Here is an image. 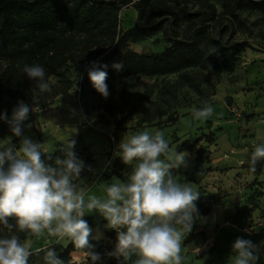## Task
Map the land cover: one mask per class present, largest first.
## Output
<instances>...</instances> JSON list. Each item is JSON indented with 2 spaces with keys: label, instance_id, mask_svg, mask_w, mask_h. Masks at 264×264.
Wrapping results in <instances>:
<instances>
[{
  "label": "rangeland",
  "instance_id": "374dc122",
  "mask_svg": "<svg viewBox=\"0 0 264 264\" xmlns=\"http://www.w3.org/2000/svg\"><path fill=\"white\" fill-rule=\"evenodd\" d=\"M140 1L132 0V4H141L145 9L142 21L154 18L161 28L173 29L167 20L155 16L150 10L154 2L161 0ZM207 3L213 5L217 13H221L222 0H207ZM132 4L120 13L123 31L137 21V12ZM189 6L192 12L199 8L193 2ZM223 23L226 30L220 38L230 44L246 46V49L233 72L210 74L198 70L189 71L200 83L201 95H196L180 84L178 76L174 75L158 79L128 77L124 84L106 81L110 95L104 98L93 86L85 93L80 92V77L85 69L79 65L74 66L67 74L72 87L62 95L53 97V88L58 87L59 83L58 79L51 78L49 83L52 91L37 96L38 105L34 103L33 96L19 100L30 107L28 119L21 125L22 134L20 137L0 136V147L10 143L19 150L21 140L27 137L33 142L44 144L47 152H42V155L47 157L58 148L64 149L67 141L74 140L72 150L85 164L77 184L89 189L85 193V200L92 195L103 199L106 198V184L128 181L126 174L123 180L105 178L113 160L121 158L118 145L123 137L142 131L150 134L163 131L174 152H177L181 143L188 144V149L182 151L188 154L185 165L181 166L180 173L175 177L181 183L192 184L200 193L196 203L200 202L209 209L215 205L211 219L201 217L194 224L196 231H205V245L213 246L199 253L182 244V264H231V258L235 256L232 244L237 237L252 241L259 250L256 264H264V169L259 176L260 184L253 185L249 181L251 172L245 168L249 166L255 146L264 143V15L240 11L230 22ZM213 29L217 33L222 30L219 25ZM169 45L162 34L157 33L143 41L127 44L125 50L157 53ZM122 53L119 51L107 64L112 66L121 63ZM100 62H104V59ZM2 67L3 62L0 60V71ZM228 94L242 111L237 110L239 116L234 117L236 110L230 113L235 104H227ZM106 101L114 108L113 118L105 110ZM204 102L211 103L213 115L206 120H195L192 109L202 108ZM36 106L37 110L31 111ZM177 108L181 117L171 125L167 119L177 114ZM161 114L164 116L161 117ZM152 117L157 118L151 124L147 123V119ZM88 149L94 154L92 161L86 156ZM198 150L202 151L200 166L195 164ZM213 168L216 170L207 176V172ZM83 219L93 229L92 236L100 234V238L94 240L104 242V248L99 254L101 259L95 264H111L115 256L108 253L114 251L117 236L108 238L106 233L116 230L107 227L106 219L96 211L86 213ZM29 239L33 255L29 257L28 264H45V253L37 254L38 249L49 247L56 252L59 245H66L70 241L65 238L57 243V238L47 233ZM77 253L72 254V261L85 264L84 253ZM87 264H93L90 258H87ZM123 264L133 263L123 260Z\"/></svg>",
  "mask_w": 264,
  "mask_h": 264
},
{
  "label": "clouds",
  "instance_id": "9594fccd",
  "mask_svg": "<svg viewBox=\"0 0 264 264\" xmlns=\"http://www.w3.org/2000/svg\"><path fill=\"white\" fill-rule=\"evenodd\" d=\"M107 67L92 61L85 69L92 86L104 98L110 93L107 72L101 69ZM112 67L120 71L124 65L115 63ZM22 72L35 81L32 92L38 105L36 97L52 91L46 71L39 64H25ZM36 110L37 106L31 109ZM29 112V105L23 101L13 108L7 122L15 136H21V125ZM213 112L211 103L204 102L202 108L192 109V116L195 120H206ZM0 120H7L6 113H0ZM74 145V140L66 142L64 158L57 157L55 166L41 158L42 152H47L44 144L27 137L21 140L19 150L10 143L0 147V225L3 226L0 231L7 229V234L0 238V264H28L33 255L31 240L26 238L22 242L14 228L34 237L47 233L56 237L57 243L67 238L75 249L83 250L85 264L87 258L95 264L101 257L92 250L90 239H99L100 234L92 236L93 229L83 219L93 211L106 219L107 227L117 230V244L108 255L122 257L125 262L135 256L133 264H182V243L195 221L202 219L196 206L200 193L192 184L179 182L171 171L184 166L188 154L174 152L163 131L124 136L118 154L131 166L127 183L106 184V198L92 195L85 200L89 189L77 184L85 164L72 150ZM261 160H264V143L256 145L251 154V171H256ZM10 217L15 218V225L9 223ZM232 250L235 256L231 264H256L259 259V250L250 240L237 237ZM39 252L45 253V264H65L49 247L38 249Z\"/></svg>",
  "mask_w": 264,
  "mask_h": 264
},
{
  "label": "trees",
  "instance_id": "16d2710c",
  "mask_svg": "<svg viewBox=\"0 0 264 264\" xmlns=\"http://www.w3.org/2000/svg\"><path fill=\"white\" fill-rule=\"evenodd\" d=\"M140 2L145 3L146 0ZM191 2L198 5L197 11H191ZM130 4L132 0H0V60L3 62L0 71V113L7 115V120H0V136H15L7 122L11 119L9 115L17 101L33 96L35 81L22 72L25 64H39L46 71V79H58L59 86L53 88V97L62 95L72 87V81L67 77L71 67L79 65L86 69L92 61L108 66L101 69L107 72L106 81L124 84L128 77L158 79L177 75L180 84L199 96L202 94L201 85L189 71L198 70L210 74L233 72L246 49V46L230 44L220 38L226 30L223 22H230L240 11L264 15V0H222L221 13H217L207 0H161L154 2L150 10L155 16L167 20L173 29L161 28L154 18L142 21L145 9L141 4H132L137 12V21L123 31L120 13ZM215 25H219L222 30L215 32ZM181 26L183 28L180 31ZM157 33H161L170 44L162 51L136 53L125 50L127 44L143 41ZM119 51H123L122 71L107 64ZM102 58L104 62H100ZM91 86L85 70L80 77V92H87ZM42 94L44 93H40L38 97ZM227 104H233L231 97L227 99ZM178 109L176 115L167 119L171 125L181 117ZM105 110L110 118L115 116L109 101H106ZM156 118H149L146 122L151 124ZM187 146V142L181 143L177 152L188 149ZM86 153L88 160L92 161V151L88 149ZM201 155L202 151L198 150L196 166L202 164ZM50 156L51 159L43 155L41 158L46 164L55 166V159L64 158V151L58 148ZM7 164L6 161L5 167ZM245 168L256 177L252 184H260L257 177L264 169V160L257 163L255 172L251 171L250 166ZM171 171L175 177L180 173L181 167ZM130 172L131 166L126 165L122 158H116L105 178L116 177L123 180L124 174L128 175ZM196 206L200 217L209 216V207L198 203ZM8 219L10 224H16L15 218ZM14 232L22 242L31 237L26 233L16 232L15 228ZM6 234L7 229H3L0 231V238ZM114 236H117V230L106 233L108 238ZM113 240L116 242L115 238ZM206 241V233L196 231L193 225L182 244L199 249ZM90 244L98 254L104 248L103 240L90 239ZM74 252L83 250L75 249L69 241L66 245H59L56 254L65 264H76L71 259ZM135 258L134 256L130 262L133 263ZM111 264H123V258L114 257Z\"/></svg>",
  "mask_w": 264,
  "mask_h": 264
},
{
  "label": "crops",
  "instance_id": "0c3cea01",
  "mask_svg": "<svg viewBox=\"0 0 264 264\" xmlns=\"http://www.w3.org/2000/svg\"><path fill=\"white\" fill-rule=\"evenodd\" d=\"M218 88H219V87H217V89H216V93H218ZM228 97H231L233 103L235 104V106L231 108L232 111H230V113H233V112H235V110H236L237 114H235L234 117L239 116L238 111H240V112H242V111L237 107L236 102H235V99H234L230 94H228ZM237 110H238V111H237ZM241 168H242V167H241ZM214 169H215V168L209 170V172H207V176H209L210 172H211L212 170H214ZM215 170H216V169H215ZM218 170H219V169H218ZM250 174H251V175H250ZM249 175H250V180H249V181L253 182L254 179H255L256 177H255V176H252V175H253L252 173H249ZM207 176H206V177H207ZM257 181L260 182V181H259V177H257ZM198 204H202V203L198 202ZM210 210H211V211H210V214H209V216L207 217L208 220L211 219L212 216L214 215L213 212L215 211V205L211 206ZM195 222H196V221H195ZM194 224H195V223H194ZM199 231H204V230H199ZM204 232H205V231H204ZM212 246H213V245L211 244L209 247H207V244H206V245H204L202 248L194 249V251H198L199 253H202L206 248H207V250H209V248H211ZM75 253H77V252H74V253H72V254H75ZM77 254H78V253H77ZM71 256H72V255H71Z\"/></svg>",
  "mask_w": 264,
  "mask_h": 264
}]
</instances>
